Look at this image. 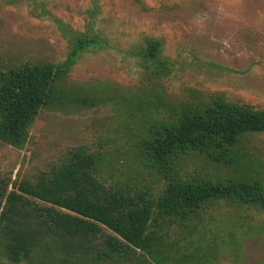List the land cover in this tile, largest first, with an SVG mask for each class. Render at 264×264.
Returning a JSON list of instances; mask_svg holds the SVG:
<instances>
[{"label":"rangeland","instance_id":"374dc122","mask_svg":"<svg viewBox=\"0 0 264 264\" xmlns=\"http://www.w3.org/2000/svg\"><path fill=\"white\" fill-rule=\"evenodd\" d=\"M80 35L99 47L81 52L64 86L89 103L43 111L21 149L0 142V180H32L83 148L106 155L108 179L162 188L140 154L148 122L218 99L264 110V0H0V65H61ZM150 39L162 43L166 76L135 52ZM145 98L149 109L138 112ZM242 145L264 183V135ZM231 169L194 156L184 173L216 179ZM209 214L206 244L236 240L220 248L219 264H264V210L221 202Z\"/></svg>","mask_w":264,"mask_h":264},{"label":"trees","instance_id":"16d2710c","mask_svg":"<svg viewBox=\"0 0 264 264\" xmlns=\"http://www.w3.org/2000/svg\"><path fill=\"white\" fill-rule=\"evenodd\" d=\"M97 47L80 35L61 65H0V142L21 149L43 111L72 113L71 105H87L64 81L81 52ZM136 50L155 75H167L159 40ZM141 100L148 105L137 106L143 113L150 103ZM147 124L140 154L162 188L108 179L106 155L83 148L32 180H0V257L17 264H219L220 248L236 240L231 233V242L206 244L207 224L215 221L210 207L226 202L264 210L261 162L242 145L264 135V110L218 99ZM194 156L234 174L187 177Z\"/></svg>","mask_w":264,"mask_h":264}]
</instances>
